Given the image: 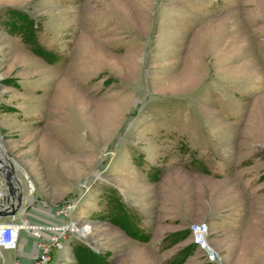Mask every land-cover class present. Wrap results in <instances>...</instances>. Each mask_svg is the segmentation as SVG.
Masks as SVG:
<instances>
[{
	"label": "rangeland",
	"instance_id": "obj_1",
	"mask_svg": "<svg viewBox=\"0 0 264 264\" xmlns=\"http://www.w3.org/2000/svg\"><path fill=\"white\" fill-rule=\"evenodd\" d=\"M0 146L48 264H264V0H0Z\"/></svg>",
	"mask_w": 264,
	"mask_h": 264
},
{
	"label": "built area",
	"instance_id": "obj_2",
	"mask_svg": "<svg viewBox=\"0 0 264 264\" xmlns=\"http://www.w3.org/2000/svg\"><path fill=\"white\" fill-rule=\"evenodd\" d=\"M2 191L0 190V198ZM73 203L59 207L54 215L65 220V224H46L40 226H31L27 221H13L10 218L7 223L0 224V251H12L16 248L18 239L22 232H31L35 242V251L31 256L30 264H48L51 249L57 246L58 239L63 238L64 233H74L79 238L76 231L71 230V226L76 224L68 219L69 213L73 210ZM61 226H66L63 228ZM84 227V226H83ZM189 238L195 248L204 251L210 260L217 258L215 253L210 249L207 243V229L204 224L194 223L188 227ZM16 264V263H15Z\"/></svg>",
	"mask_w": 264,
	"mask_h": 264
},
{
	"label": "crops",
	"instance_id": "obj_3",
	"mask_svg": "<svg viewBox=\"0 0 264 264\" xmlns=\"http://www.w3.org/2000/svg\"><path fill=\"white\" fill-rule=\"evenodd\" d=\"M0 190L2 191V196L5 195V187L3 185V180L0 176ZM1 196V198H2ZM0 198V199H1ZM5 208L6 205L2 204ZM1 207V208H2ZM12 219L0 218V224L7 223ZM13 221H20L18 217L14 218ZM31 226H40L46 224H52L53 222H29ZM55 224V223H54ZM36 239L31 232H22L19 240L17 242L16 248L12 251H0V264H30L31 256L35 251ZM3 253V254H2Z\"/></svg>",
	"mask_w": 264,
	"mask_h": 264
},
{
	"label": "water",
	"instance_id": "obj_4",
	"mask_svg": "<svg viewBox=\"0 0 264 264\" xmlns=\"http://www.w3.org/2000/svg\"><path fill=\"white\" fill-rule=\"evenodd\" d=\"M1 156L5 159V161H8L5 158V153L3 150ZM0 176L5 187V195L0 199V218H16L19 216L21 211V196L18 190H16L12 184V179L14 176L12 168L6 169V166L2 161H0ZM2 204L6 205V207L3 208Z\"/></svg>",
	"mask_w": 264,
	"mask_h": 264
},
{
	"label": "bare ground",
	"instance_id": "obj_5",
	"mask_svg": "<svg viewBox=\"0 0 264 264\" xmlns=\"http://www.w3.org/2000/svg\"><path fill=\"white\" fill-rule=\"evenodd\" d=\"M1 153H2V149L0 148V156H1ZM4 161H5V159H4ZM8 161H9V160H8ZM8 161H6V163H9ZM9 164H10V163H9ZM4 165H5V164H4ZM12 181L18 183V181L14 178V176H13ZM14 185H15V184H14ZM61 227L66 228V226H61ZM75 227H76L75 225H72L70 228H71L72 231H76V230L74 229ZM76 232H77V231H76ZM77 234H78L79 236H82V235L79 234L78 232H77ZM82 237H86V236H82Z\"/></svg>",
	"mask_w": 264,
	"mask_h": 264
},
{
	"label": "trees",
	"instance_id": "obj_6",
	"mask_svg": "<svg viewBox=\"0 0 264 264\" xmlns=\"http://www.w3.org/2000/svg\"><path fill=\"white\" fill-rule=\"evenodd\" d=\"M32 51H33L34 53H36L37 55L41 56V54H39V53L37 52V50L35 49L34 46L32 47ZM188 234H189V233H188ZM188 234H187V235H188ZM187 235H186L185 237H188Z\"/></svg>",
	"mask_w": 264,
	"mask_h": 264
}]
</instances>
